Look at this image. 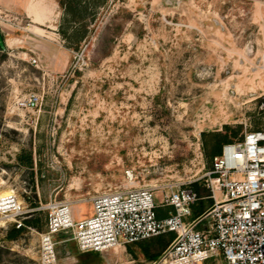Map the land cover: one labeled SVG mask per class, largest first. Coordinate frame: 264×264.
I'll use <instances>...</instances> for the list:
<instances>
[{"label": "rangeland", "instance_id": "374dc122", "mask_svg": "<svg viewBox=\"0 0 264 264\" xmlns=\"http://www.w3.org/2000/svg\"><path fill=\"white\" fill-rule=\"evenodd\" d=\"M15 1L0 0V196L15 193L28 214L20 229L0 225V264H44L56 207L80 220L100 194L150 187L161 196L190 182L211 198L216 140L264 130V0H63L72 8L61 17L65 43L32 29ZM60 46L69 54H56ZM31 94L39 107L19 108ZM158 238L163 254L175 236ZM53 243L50 264L162 256L133 245L83 253L65 232Z\"/></svg>", "mask_w": 264, "mask_h": 264}, {"label": "built area", "instance_id": "2783aa9c", "mask_svg": "<svg viewBox=\"0 0 264 264\" xmlns=\"http://www.w3.org/2000/svg\"><path fill=\"white\" fill-rule=\"evenodd\" d=\"M18 105L35 110L40 97L31 94ZM207 177L214 204L197 218L193 208L202 198L192 182L161 196L150 187L100 194L92 215L80 220L69 207L52 209L42 238L44 264L55 260L53 239L62 232L72 234L81 252L96 254L173 234L168 249L148 264H264V130L223 146ZM27 214L15 193L0 196V225L20 229Z\"/></svg>", "mask_w": 264, "mask_h": 264}, {"label": "crops", "instance_id": "0c3cea01", "mask_svg": "<svg viewBox=\"0 0 264 264\" xmlns=\"http://www.w3.org/2000/svg\"><path fill=\"white\" fill-rule=\"evenodd\" d=\"M17 2V6L14 9H23V13L27 19L31 22V28L36 29L38 31L46 32L51 35V37H54L53 39H61L62 42H66L67 38L66 36L60 32L61 29V22H62V13L68 12L65 11L64 7H61L58 0H16L14 3ZM85 4V3H84ZM4 6V5H2ZM20 7V8H19ZM88 10H90L87 7ZM88 18L83 20L82 23H87ZM82 23L75 24V28L81 27ZM30 33L32 35L41 37L39 34L34 32L33 30H30ZM45 42L49 44H55L52 40L44 39ZM78 41H81L79 39ZM12 43L11 45H16L17 41L14 38H9L5 40V43L8 47H10L9 43ZM55 46V45H54ZM52 48V45L51 47ZM56 54H69V51L63 47L60 46V48H54ZM198 209L196 206L193 208V218H197L201 215H198Z\"/></svg>", "mask_w": 264, "mask_h": 264}, {"label": "trees", "instance_id": "16d2710c", "mask_svg": "<svg viewBox=\"0 0 264 264\" xmlns=\"http://www.w3.org/2000/svg\"><path fill=\"white\" fill-rule=\"evenodd\" d=\"M58 1L60 3L61 7L65 8V11H70L72 9L71 6L69 5V3H65V1H63V0H58ZM70 43H74L75 45L80 44V42H78L76 40H74L73 42H70ZM1 50H2V48L0 46V51ZM226 143H227V141L216 140L213 152L209 155L212 157V160H213V158L220 156L222 154L223 146H225ZM199 195H200V198H202V200H205L206 198L211 199L210 195L202 196L200 193H199ZM212 205H213V201H211V203H209V204H203L201 207H198L197 208L198 209V212H197L198 215H202ZM159 211H158V213H159ZM159 215H160V213H159ZM27 224H28V226H31L34 228L38 227L37 221L27 222ZM20 232H21L20 230H13L11 235H10V238L11 239L16 238ZM133 246H137V247L141 248L143 250V255H145L149 260H154V259L158 258L167 247V245L164 243L163 239H161V238H154V239H151V240H148V241H145V242L133 245ZM130 249H131V246H130Z\"/></svg>", "mask_w": 264, "mask_h": 264}, {"label": "bare ground", "instance_id": "6f19581e", "mask_svg": "<svg viewBox=\"0 0 264 264\" xmlns=\"http://www.w3.org/2000/svg\"><path fill=\"white\" fill-rule=\"evenodd\" d=\"M10 195V194H9ZM4 196V195H3Z\"/></svg>", "mask_w": 264, "mask_h": 264}]
</instances>
